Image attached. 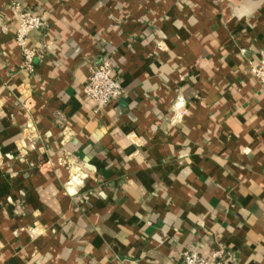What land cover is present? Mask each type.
I'll list each match as a JSON object with an SVG mask.
<instances>
[{
    "label": "crops",
    "instance_id": "0c3cea01",
    "mask_svg": "<svg viewBox=\"0 0 264 264\" xmlns=\"http://www.w3.org/2000/svg\"><path fill=\"white\" fill-rule=\"evenodd\" d=\"M263 50L264 0H0V264H264Z\"/></svg>",
    "mask_w": 264,
    "mask_h": 264
},
{
    "label": "built area",
    "instance_id": "2783aa9c",
    "mask_svg": "<svg viewBox=\"0 0 264 264\" xmlns=\"http://www.w3.org/2000/svg\"><path fill=\"white\" fill-rule=\"evenodd\" d=\"M44 26L45 21L31 11L19 13L16 44L22 52L24 68L30 72L34 70L35 60L39 55L38 50L29 45L30 34L41 30ZM114 72V66L110 58L102 59L91 68L83 93L85 97L95 103L97 110L108 107L126 94ZM254 74L261 90L264 91V50L259 54V61L254 69ZM226 255L227 252L224 247L214 250L209 259L195 252H185L182 256L181 264H223Z\"/></svg>",
    "mask_w": 264,
    "mask_h": 264
}]
</instances>
